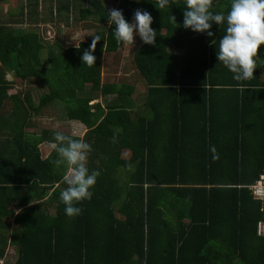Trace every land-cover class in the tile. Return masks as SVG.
Here are the masks:
<instances>
[{"label": "trees", "instance_id": "1", "mask_svg": "<svg viewBox=\"0 0 264 264\" xmlns=\"http://www.w3.org/2000/svg\"><path fill=\"white\" fill-rule=\"evenodd\" d=\"M52 2L50 16L68 22L77 8L87 22L79 49L45 45L39 32L15 25L31 23L38 0L0 15V260L12 247L11 264H264V236L256 234L264 201L251 194L264 173V46L254 78L237 82L216 55L226 21L213 23L211 37L185 29L184 0L163 9L157 0ZM230 4L213 0L211 11L226 16ZM111 9L129 23L136 9L153 18L155 44L140 41L131 53L140 107L132 82L102 78L104 58L122 48L108 25ZM95 35L89 68L81 58ZM32 77L45 89L36 104L8 93L14 78ZM94 95L102 100L89 103ZM53 101L85 127L74 138L91 145L87 167L100 172L74 217L59 198L65 168L53 164L51 148L44 157L38 149L58 131L27 129Z\"/></svg>", "mask_w": 264, "mask_h": 264}, {"label": "clouds", "instance_id": "2", "mask_svg": "<svg viewBox=\"0 0 264 264\" xmlns=\"http://www.w3.org/2000/svg\"><path fill=\"white\" fill-rule=\"evenodd\" d=\"M176 0H157L159 8L163 9ZM213 0H184L185 11L183 13V27L196 33H205L211 37L209 31L213 23L224 24L226 21L225 34L219 40L216 52L218 62L233 73V79L237 82L249 81L254 78L257 68L256 57L261 46H264V0H231L230 10L226 16L223 13L214 14L211 11ZM108 25H115L113 30L114 39L119 46L124 48L133 47L135 37L138 35L145 44H155L156 31L151 27L153 18L151 14L142 9H136L133 22L129 23L123 16L122 10L111 9L107 15ZM171 22L175 25L176 17L171 16ZM101 40L99 35L93 36L90 49L82 55L83 66L95 65L97 42ZM79 49L80 45L75 44ZM105 49V44L104 48ZM50 148L56 153V159L52 162L57 167H64L62 177L66 184L60 192V201L65 205V213L69 217L78 216L82 208L75 205L84 200H91L98 170L89 172L87 167L88 154L92 151L91 145L83 138H74L63 132L54 134V142ZM213 160L219 158L213 146Z\"/></svg>", "mask_w": 264, "mask_h": 264}, {"label": "rangeland", "instance_id": "3", "mask_svg": "<svg viewBox=\"0 0 264 264\" xmlns=\"http://www.w3.org/2000/svg\"><path fill=\"white\" fill-rule=\"evenodd\" d=\"M52 1L49 2L48 0H45L43 3L41 2L36 7V11L39 13L40 16H42V19L45 21L38 23L37 25L32 27H25L24 30H34L39 32L41 39L43 43H45V45L54 44V43H63L64 45H71V44L74 45L80 39V35L81 38H83L86 33V31L79 32L78 35L75 33L72 34L69 33L70 28L74 26V23L79 25V22L81 21L78 20V11L77 9H73L69 13L68 23L67 22L66 24L61 23L62 17H55L56 16L55 14L50 16L48 14V5L51 3V5L53 6ZM3 2L4 4L2 5L7 7L8 12L10 14H13L14 12H18L19 6L23 4V0H4ZM2 5L0 4V8L2 7ZM3 16L7 17L4 14ZM131 22H133V19L130 21V23ZM86 23H87L86 21H83V25ZM16 26L18 25L16 24ZM19 26L23 27L24 24H19ZM140 41L141 39L137 35L135 37V43L133 47L130 46L129 48L126 49L123 46H121L122 48L119 53H115V54L112 53L110 54V56H106L104 58L102 65V78L113 81L114 79H117V77L122 76L127 81L132 82L131 84L134 86L137 92L142 91V87H141L142 84H138L137 82L138 73L137 75H135L134 70L131 66L132 65L131 53L133 49L139 44ZM169 49L171 50L173 48L170 46ZM124 73H126L127 75H124ZM140 79L142 80L141 77ZM43 90L44 89L42 87H37L36 90L32 91L31 95L33 96V100H36L37 99L36 96L39 93L43 92ZM52 109L54 111L50 116L51 119H45V118L43 119V117H41L40 119H35V121L33 122L34 128H36L37 130L40 128H48L63 133L80 134L82 126L77 124V122L69 121L67 118H65V114L63 113L62 108L60 106H54L52 107ZM38 149L40 151V154L44 156L48 153L50 149V144L48 143L39 144ZM52 209H53V205H50L49 207L50 212H52ZM14 257L15 255L13 248L11 247L7 248L6 255L1 264H11Z\"/></svg>", "mask_w": 264, "mask_h": 264}, {"label": "crops", "instance_id": "4", "mask_svg": "<svg viewBox=\"0 0 264 264\" xmlns=\"http://www.w3.org/2000/svg\"><path fill=\"white\" fill-rule=\"evenodd\" d=\"M24 1V0H23ZM45 0H38V4H37V6L42 2H44ZM20 2V1H19ZM0 4L2 5V4H4V2L3 1H1L0 2ZM83 4H84V2H83ZM106 4H110V3H108V1H106ZM36 6V7H37ZM108 6V5H107ZM110 6V5H109ZM36 7H35V9H34V13L32 14L33 16H32V18L30 19V24L27 22V21H24V26L23 27H20L19 26V24H17L20 28H22V29H24L25 27H32V26H35V25H37L38 23H41V22H44L45 20H43L42 19V16H40L39 15V13L36 11ZM108 8H110V7H108ZM77 9V8H76ZM77 11H78V9H77ZM9 12H8V9H7V7H5V6H3L2 5V7L0 8V15L1 16H3V14L4 15H6L7 16V14H8ZM16 13L17 12H14L13 14L14 15H16ZM9 15V14H8ZM12 15V14H11ZM3 17H5V16H3ZM80 18L78 17V20H79ZM64 19L63 18H61V23H64V24H66V22L64 21ZM68 23V22H67ZM80 23H82V24H80ZM14 25V24H13ZM16 25V24H15ZM62 25V24H61ZM63 26V25H62ZM85 27V28H84ZM72 28V29H71ZM70 28V31H69V33L70 34H72V33H75V34H79V32H84V31H86V33H85V36L83 37V38H81V35H80V39L77 41V42H79V41H82V40H84L85 39V37H86V35L89 33V29H88V27L86 26V25H84L83 26V20H81L80 22H79V25H77L76 23H74V26L73 27H71ZM77 42L75 43V44H77ZM74 44V45H75ZM71 45H73V44H71ZM122 58V57H121ZM125 75V74H124ZM117 79L118 80H123V77L122 76H120V77H117ZM115 80V79H114ZM113 80V81H114ZM12 84V86H11V88L8 90V93H14L15 91H19L20 93H21V95H23V94H28L29 95V97H30V101H31V103H32V105H34V104H36L37 103V99H38V97H39V95L40 94H42L44 91H45V89L42 87V86H40V85H38V83L36 82V80L32 77V78H30V79H28V80H21V79H19V78H14V82H12L11 83ZM37 87H42L44 90H43V92H41V93H39L36 97H37V99L36 100H33V96L31 95V92L32 91H34V90H36V88ZM142 87V86H141ZM141 92L142 93H144V88H142V91H140V94L138 95V94H134L135 93V88H134V90H133V93H132V95H131V97H132V99H133V105H138L139 107H140V103H141V101H142V95L143 94H141ZM136 93H138L137 91H136ZM111 96H109V95H107V98H106V100H108L109 98H110ZM98 100H102V98H100V96H96V95H94L93 96V98L89 101V103H93V102H96V101H98ZM54 106H60L61 108H62V111H63V113L65 114V109H64V104L62 103V102H60V101H53L51 104L49 103V104H47V105H45L44 107H42L41 109H40V111L37 113V115L36 116H34L33 118H32V120L31 121H28V124H31V126L30 127H28L27 129L29 130V131H35L36 130V128H34V125H33V122L35 121V119H40L41 117H43V119L45 118V119H51L50 118V116L52 115V113H53V109H52V107H54ZM66 118V117H65ZM69 121H74V122H77V124H79V125H81L82 127V129H81V132H80V134H72V135H75V136H81L82 134H83V132L85 131V127L80 123V122H78V121H76V120H70V119H68ZM48 129V128H47ZM50 130H52V129H50ZM55 131V130H54ZM60 132V131H59ZM41 144H43V143H41ZM42 156V155H41ZM45 156V155H44ZM44 156H42V157H44ZM9 248V247H8ZM12 248V247H11ZM6 255V254H5ZM5 257V256H4ZM4 259V258H3ZM3 259H1L0 260V262L2 263V260Z\"/></svg>", "mask_w": 264, "mask_h": 264}, {"label": "built area", "instance_id": "5", "mask_svg": "<svg viewBox=\"0 0 264 264\" xmlns=\"http://www.w3.org/2000/svg\"><path fill=\"white\" fill-rule=\"evenodd\" d=\"M251 194L254 198L258 199L259 202L264 201V173L259 174L258 178L255 180L251 186ZM261 215L264 217V205L261 204L259 207ZM256 234L259 236H264V219H259L256 221Z\"/></svg>", "mask_w": 264, "mask_h": 264}]
</instances>
